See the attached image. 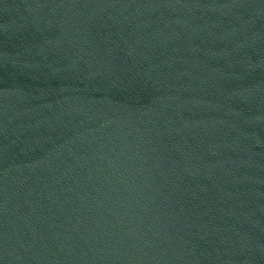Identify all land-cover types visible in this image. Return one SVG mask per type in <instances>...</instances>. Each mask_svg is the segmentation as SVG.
Masks as SVG:
<instances>
[{
	"label": "water",
	"instance_id": "95a60500",
	"mask_svg": "<svg viewBox=\"0 0 264 264\" xmlns=\"http://www.w3.org/2000/svg\"><path fill=\"white\" fill-rule=\"evenodd\" d=\"M0 264H65L1 17Z\"/></svg>",
	"mask_w": 264,
	"mask_h": 264
}]
</instances>
